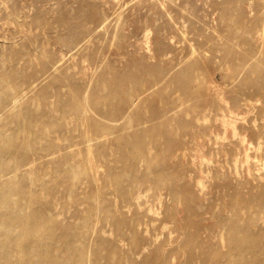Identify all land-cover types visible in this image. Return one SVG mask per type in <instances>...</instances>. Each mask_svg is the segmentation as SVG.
<instances>
[{
	"label": "bare ground",
	"instance_id": "obj_1",
	"mask_svg": "<svg viewBox=\"0 0 264 264\" xmlns=\"http://www.w3.org/2000/svg\"><path fill=\"white\" fill-rule=\"evenodd\" d=\"M142 1L138 0L140 3H145ZM153 1L148 2L153 3L154 6L156 3ZM253 1L255 0L251 2ZM92 3L96 5L97 2ZM108 4L111 5V3ZM1 5L4 8L8 7L6 2ZM98 5L95 8L101 4ZM112 7L115 8V6ZM121 11L123 12L122 9ZM1 14L3 15V12ZM19 14L17 13V16ZM80 14L83 15V13L76 15ZM123 14L118 11L114 12L113 28L109 27L106 31L109 47L119 48V51L123 50L119 52L121 59L110 57V50H107L109 47L106 48L108 53L98 47L97 50L94 46L93 50L96 52L91 54L93 45L90 47L91 50L86 52L87 45L77 46L76 40L73 46L75 48L77 46L76 49L79 52L82 51V54L78 53L83 59L80 57L82 59L80 68L79 70L76 68L78 71L73 72L74 74L70 73V70L75 69L74 67L66 68L64 61L65 67H61V64L52 61V58L50 61L45 62L44 60V63H41L43 65L41 70L32 72L30 76H24L27 73L13 66L20 61L23 64L25 58L21 51L12 50L16 47L11 49L10 55L5 56V60L0 58V264H264V243L259 244L261 238H258L262 232L259 229L258 233L251 229L252 227L250 228L247 222H242L243 216L238 213L246 203L253 205L256 202L252 216L246 218L248 221L254 220L264 210L262 209L264 194L259 199H254L250 195L245 196L242 202L244 205L242 207L235 205L232 209V213H236L234 216L223 214L219 217L217 220L219 224H217L222 226V233L219 235L220 238H211L213 235L211 236L210 227L207 223L206 225L202 223L201 217L202 210L206 208L201 201L207 197L203 200L200 198L201 194L206 191H203V187L212 171L211 164L198 166V175L195 180L194 175L191 177L185 166L180 164V159L184 156L179 151L182 145L185 146L191 142L193 145L191 156L194 152L198 157L203 148H208L209 145H216L208 150L211 155L217 154L219 151L217 148L222 146L219 139L224 140L227 137H225V132L220 135L215 133V122L220 120L224 124L233 123L238 119L236 117L239 116V109L243 110L248 102L247 98L243 97L247 89L264 96V62H262L264 60L261 61L257 51L255 52L256 49L251 50L259 44L260 36L253 34L251 30L242 32L237 28L234 29L235 23L234 25L230 23V31L224 35V41L222 40L223 43L219 47L229 50L230 55L228 54L227 60L230 65L226 64L225 71H230L229 79L233 81L228 83L225 89L219 91L220 88L217 90L214 88L215 85L211 86L214 83L211 81L209 86L204 87V83L200 81L201 72L197 71L196 64L191 62L194 56L197 60H204V50L203 54L194 50L193 57L190 52L183 58H176L166 53L165 46L168 43L165 44V41L158 43L154 38L157 42V52L148 54H155L148 58L156 59L157 64L149 68L145 67L144 59L146 58L143 53V57L132 56L141 42L133 46L131 37L124 35L126 34L124 25L127 19L123 18L125 17ZM97 16L91 12L85 17L93 21L101 15ZM181 16L183 17L182 14ZM27 17L25 21L28 20ZM161 17L166 19L164 16ZM19 18L23 19L24 24L25 17L22 18L20 15ZM133 21L130 20L131 23ZM163 22L162 20V25H164ZM67 23L69 26V22ZM164 23L168 24L167 21ZM86 24H88L87 20ZM146 25L152 26V22ZM157 26L159 27L158 23L155 28ZM72 27L75 29L76 26ZM101 27L103 29L106 26L104 24ZM101 27H99L100 31ZM161 27L160 29H163ZM30 28H32L31 25L28 29ZM76 28L79 29V27ZM78 29H76L77 32ZM166 29L170 31V28ZM82 31L84 32L83 28ZM82 31L79 34H83ZM88 31L91 33L94 30L89 29ZM100 31L98 35L103 34L102 32L99 34ZM144 32L148 34L147 30ZM4 34L5 32L2 35L6 38H3L7 39ZM60 34L59 36H62V33ZM73 34L72 32L71 35ZM76 35L79 42L78 33ZM211 35L207 36L206 44L210 51L219 48L213 44L215 36ZM19 37L22 38L21 35L16 36L17 41ZM184 38L187 39L185 36ZM62 39L64 41V38ZM232 39H238V42L234 43ZM10 40H8L9 48L15 45V41ZM65 43L63 45H67ZM243 43L246 47H250L246 52L244 51V54L240 49V44ZM148 45L145 48L146 52L151 50ZM155 45L152 44L154 47ZM129 47H133L134 51L129 52ZM142 48L144 47H140L138 52H141ZM262 52L264 51H261V54ZM7 53L2 52L0 57ZM110 53L115 54V51H110ZM130 53H132L131 57L127 58ZM74 55L77 56V54ZM125 55L127 57L123 59ZM223 56L225 59L226 55L223 54ZM72 57H74L73 54ZM27 67H30V64ZM120 68L123 70H119ZM56 71L57 75H55ZM144 71L152 80L148 87L146 86L147 81L142 80L148 78L147 76L142 78L141 74ZM251 74H255V77ZM48 86L53 87L52 95L55 100H50L47 92ZM246 93L248 94V91ZM156 98L157 102L154 104L152 100ZM225 100L229 102L225 104ZM249 102L251 104V101ZM222 113L226 115L221 116ZM231 137L240 140L244 136L242 137L240 128L236 126ZM60 140L63 141V145L59 146V142L62 143ZM260 145L261 143L258 147ZM213 149L214 152L211 151ZM217 171L218 169L214 170L215 175H219ZM192 178L193 181H191ZM178 194L188 199L183 207L187 213L185 216L189 219L184 217L178 225L167 227L165 224L174 218L176 212L174 213L173 208L165 202L168 199H175L179 196ZM191 215L199 219L197 222L194 221L196 223L195 232L187 230L191 228ZM260 215L259 219L264 222V216ZM212 216L214 217V214ZM217 217L214 219H218ZM153 223L160 224V231L149 232L148 226H153V229L156 227ZM99 224H105L109 228L108 235L99 229ZM173 233L176 235L175 238H172ZM174 242H177L176 246L170 249V245ZM179 250L183 252L180 256H178ZM150 253H155L156 256L152 257ZM176 259L180 260L176 262Z\"/></svg>",
	"mask_w": 264,
	"mask_h": 264
},
{
	"label": "rangeland",
	"instance_id": "obj_2",
	"mask_svg": "<svg viewBox=\"0 0 264 264\" xmlns=\"http://www.w3.org/2000/svg\"><path fill=\"white\" fill-rule=\"evenodd\" d=\"M1 1H0V4L5 3V2H6V4L8 3V7L4 8V6L3 7H2V5L0 6V37H1L0 40L3 42V43H1V41H0V50H2V52H5V53L8 52V53L6 55H3L4 57L1 56L0 58H3L5 60V56L10 55L12 48H15V47L18 48L17 50H15L16 48L12 49V50L13 51H21L25 57L24 58L25 61L23 60V64L21 63L22 61H20V62H18V64H14L13 66L18 68V70L20 69V71H22V72L24 71V73H27L24 76H26V75L30 76V74L32 72L41 70L42 66H43L42 64L44 63V60H45V62H47V60L50 61V60H52V58H53L52 61H55L59 65L61 64L60 65L61 67L62 66L63 67L66 66V68L67 67L69 68V66H70V68L74 67L75 69H73V71L70 70V73L71 74L76 73L80 68V60L82 61V59H83L81 57L82 55H80V54H82L81 53L82 51L80 50V52H79V50L76 49V48H78L77 47L78 45L80 46V44H81V46L87 45L86 52H88V50L90 51L92 48V50L90 51L91 54L93 52H96V50H93L94 46H95L96 47L95 49L98 50V48H101V50L103 52H105L107 50L108 51L110 50L111 52L115 51V54L110 53V51H109L110 57H112V58L116 57L117 59H121L119 57V52H123V50L120 49V51H119V48L109 47V43H107V40H106L108 38L107 37L108 35L106 32L107 29L109 30V27H110V29H112L113 24L115 23L114 12H116V11L121 12L122 14L125 12V14H123V15H125V17L123 16V18L127 19L125 21L127 26L124 25V30L126 32V34L124 33V35L131 37L130 40L131 41L133 40L132 41V44H134L133 46H135L136 43L138 44V42L142 43L143 46L141 45V43L138 44V47H137L138 50L140 47H144V48L140 49L141 52L140 51L138 52V50H136L135 53H133V54L130 53V55L128 57H127V55H125V58H123V59H126V57L130 58L131 54H132V56L135 55L136 56V57L134 56L135 58H139V56L143 57L142 55L144 54V57L146 58V59H144V61H146V62H144V66L146 65L145 67L149 68V67H152L153 65H156L157 64L156 59L153 58L154 59L153 60L152 57L148 58V56H153V55L155 56V54H153V55H148V54H150L152 52L153 53L157 52V44H156L157 42L156 41H158V43L164 42V41H165L164 42L165 44L168 43L167 44L168 47L165 46L167 49V50H165L166 53H169V54L173 55L174 57L176 56V58H181V57L183 58L186 55H188V53H190V52H191V57H193L192 53L195 54V51L200 53L204 50L206 52L205 53L203 51L204 54L202 52L203 56L205 57L204 60H197L195 58V56L193 58H191V62H193V64H196L195 65L197 67L196 70L201 72V75L203 74L202 76L200 75V81L204 83V87L209 86L211 84L209 82L211 81V82H214L213 85L211 84V86L215 85L214 88H216L217 90H218V88H220L219 91H222L223 89H225L224 87L226 85H229L228 83L233 81V80L229 79V72L230 71L229 70H227L228 72L225 71L226 64L230 65V62H228V60H227V57L230 55L228 52L229 50H227V49L223 50V48L219 47L220 45H222V43L224 41V38H223L224 35H226L230 31L229 30L230 29V23L233 25L235 23L234 29L237 28L238 30H241L242 32L243 31L246 32L248 30L249 31L251 30L252 32H254L253 34H257L258 36H260L258 42L261 46L258 47L259 44H257V47L252 48L251 50L256 49L255 52L257 51V54L260 57L261 61L264 60V52H262V54H261V51H264V44H262V43H264V40H262V39H264V0H257L258 2L256 0L253 2H251L252 0H229V1L228 0H177V2H176V0H155V1L151 0V2L153 1L154 3H156V4H154V6L152 5L153 3L148 2L150 0H143L142 1V2H145L146 4L140 3V2H138V0H131V1L130 0H122V1L121 0H118V1L117 0H109V1L107 0V3H106V0L105 1L104 0L103 1L102 0H100V1L99 0H97V1L96 0H90V1L85 0L87 3L84 2V0H58V1L57 0H53V1L52 0H15V2H13V3H12L13 0H6V1L3 0L4 2H1ZM48 1H50L51 3H49ZM80 1H81V4H80ZM171 1H173V3ZM248 1H250L251 3ZM92 2H95V3L97 2L99 5L100 4L101 5L99 6L97 3H96V5H94V3H92ZM122 2L124 5L122 4ZM124 2L126 3V5ZM137 2H138V5H137ZM165 2H167V3H165ZM108 3H111V5ZM118 3L119 4L121 3L122 5L118 6L119 5ZM53 4H56V6L55 5L53 6ZM82 4H84V6ZM87 4H88V6H87ZM102 4L105 6H103ZM106 4H108L107 7H106ZM9 5L10 6L12 5L11 6L12 8H10ZM97 5L100 7L101 10L99 9V7L95 8V6H97ZM112 6H115V8ZM116 6H117L118 10H115V9H117ZM124 6H125V8H124ZM162 6H163V9H162ZM52 7L53 8L56 7V9L54 8L55 10H53ZM89 7H92V8L90 9ZM150 7H152L151 9H153V10H151ZM13 8H14V10H13ZM97 8H98V10H96ZM164 8L166 11L164 10ZM103 9H104V11H102ZM121 9L123 10V12L121 11ZM4 10H6V11H4ZM10 10H11V12H13V11L14 12L11 13ZM1 11L3 12V15L1 14L2 13ZM169 11H171V13ZM91 12L97 14L98 16L101 15L97 19L98 21L97 20L91 21L89 18L88 19L86 18L89 13L91 14ZM128 12H129V14H128ZM173 12H174V14H172ZM176 12H177V14H176ZM178 12H179V14H178ZM17 13H20L19 16H17ZM53 13L56 16H54ZM73 13L74 14L75 13L76 14L77 13L78 14L83 13V15L80 14L81 15L80 16V15L75 14L76 15L75 16ZM133 13H134V15H133ZM135 13L137 15H140V16L138 17L137 15H135ZM167 13H169L168 15L170 17L167 15ZM180 13L183 15V17L181 16ZM219 13H220V15H219ZM65 14H67L68 16ZM148 14H149V16H148ZM20 15L22 16V18L25 17V19H24L25 25L22 22L23 19L21 20L19 18ZM63 15L65 16V17H63L64 19L61 17ZM106 15H107V18H106ZM109 15H110V17H109ZM128 15H129L130 19H129V17H127ZM171 15H173V17ZM37 16H38V18H37ZM145 16L148 18L145 19L146 18ZM161 16H164V18H166V19H163ZM221 16H224V17H221ZM26 17L28 19L27 21H25ZM74 17H75V19L72 20V18H74ZM140 17H143V18L141 19ZM153 17H155V18L152 19ZM190 17H192L194 21ZM6 18H7V20H6ZM33 18H35V19H33ZM60 18H62V19H60ZM68 18H69V20H67ZM139 18H140L141 22H140ZM179 18L181 21L179 20ZM222 18H225V19L223 20ZM247 19H248V21H247ZM55 20H57V21H55ZM76 20L78 22V25H77V22H75ZM86 20L88 21V24H86ZM101 20L104 23H102ZM130 20H131V22L134 20L133 23H131ZM154 20H156V21H154ZM162 20L164 22L167 21L168 26L165 25L166 23H164V22H163L164 25H162L161 24ZM237 20H239V21H237ZM59 21H61V23ZM62 21H64V22H62ZM82 21L84 22L83 23L84 25L82 24ZM112 21H114V22H112ZM244 21L247 24H245ZM27 22H28L29 26L30 25L32 26V28L28 29L29 26H27L28 25ZM66 22H69V26H68V23L66 24ZM94 22H96V23H94ZM134 22H136V23H134ZM151 22H152V26L151 25H146L147 27L145 26V24H151ZM173 22H175V24ZM251 22H252V24H251ZM4 23L5 24L8 23V24L4 25ZM36 23H38V24H36ZM70 23H72V24H70ZM92 23H93V25H91ZM157 23H158L159 27L157 26V28H155ZM242 23H244V24H242ZM34 24H36V25L33 26ZM56 24H58V25L56 26ZM94 24L97 28L94 26ZM97 24L99 26H97ZM104 24L106 27L108 24L109 25L107 28L103 27V29H102L101 26H103ZM132 24H133V26H132ZM22 25H23V27H22ZM128 25H129V27H128ZM161 25H162V27H161ZM238 25L242 28L238 27ZM2 26L3 27L5 26V27L3 28ZM72 26L79 27V29L76 27L74 29V27H72ZM153 26H154V28H153ZM187 26H188V28H187ZM217 26H220V27L217 28ZM10 27H13V28L11 29ZM71 27L74 30L71 29ZM99 27H101L100 28L101 31L99 30ZM134 27L139 29V30L135 29ZM160 27L163 29H160ZM254 27H255V29H254ZM2 28H3V30H2ZM5 28H6V31H5ZM64 28L65 29L67 28V29L65 30ZM82 28H83L84 32L82 31ZM158 28H159L160 32L157 31ZM166 28H170V31H169V29L167 30ZM171 28L173 29V31H171L172 30ZM13 29L16 31L14 32ZM76 29H78V32ZM89 29H90V31H92V30H94V31L90 33L88 31ZM149 29L151 32L149 31ZM7 30H9V31L7 32ZM24 30H25V32H24ZM146 30H147L148 34H146L145 32L143 33V31H146ZM161 30H163L162 31L163 33L161 32ZM213 30H214V32H213ZM215 30L217 32H215ZM257 30L259 32H257ZM1 31H3V32H1ZM21 31H23V33ZM80 31H82L83 34H79ZM95 31H96V33H95ZM99 31H100L99 34H101V32L103 34L98 35L97 33ZM133 31H134V33H133ZM138 31H139V33H138ZM180 31L183 34L180 33ZM209 31L211 33H209ZM4 32H5V34H6V32L8 33V34H6L7 39L9 41H11L10 39L14 40L15 45H17L18 47L15 45H13V47H11V48L8 47L9 46L8 43L10 44V42L7 39H5L6 38L5 36L2 35ZM11 32H14V33L11 34ZM28 32H32V33H28ZM68 32H69V34H68ZM72 32L74 33L73 35H71ZM156 32H157V34H156ZM218 32H220L222 34V37H221V34H219ZM224 32H225V34H223ZM24 33H25V35H24ZM60 33H62V36H59V35H61ZM77 33H78V37H79V42H78V38L76 35ZM104 33H105V35H104ZM131 33L134 36V38L131 35ZM142 33H143V35H142ZM212 33H215L216 35H214ZM64 34H68V35H64ZM184 34H186V35H184ZM18 35L22 36V38L21 37L18 38L19 41H17V39H16V36L18 37ZM92 35H94L95 37ZM137 35H139V36H137ZM146 35L148 38L146 37ZM162 35L165 36V38ZM182 35H183V37H182ZM209 35L215 36L213 44L215 46L219 47L218 49H215V50L213 49L211 51L208 50L210 48L206 44H207V39H208ZM88 36L89 37L91 36L90 37L91 40L89 39ZM104 36L106 38H102ZM159 36H162V38H159ZM184 36L187 39H185ZM3 37H5V38H3ZM140 37H142V39H140ZM62 38H64V41ZM81 38H84L85 40L81 39ZM138 38L141 41H139ZM154 38H156V41ZM170 38H171V40H170ZM23 39H26V40L24 41ZM101 39H103V40H101ZM146 39L147 40L149 39V41H147ZM203 39L206 41V43H205V41H203ZM60 40H61V42H60ZM74 40H76L78 43ZM169 40H170L171 44H170ZM5 41H7V42H5ZM82 41H84V42L82 43ZM91 41L92 42L94 41V43H92ZM103 41H105V42H103ZM145 41H147L148 43ZM166 41H168V42H166ZM232 41L234 43H236V42H238V39H234V40L232 39ZM63 42L64 43L66 42L65 44H67V45H63L64 44ZM75 42L77 45L76 48L73 46V44H75ZM87 42H88V44H87ZM100 42H102V43H100ZM144 42L149 44L148 48L150 47L149 49H151L149 52H146L145 48H147V46H146L147 44H145ZM218 42H220V43L218 44ZM21 43H22L23 47L21 46ZM106 43H107V46H106ZM152 44L153 45L156 44L155 45L156 49L154 46H152ZM3 45H4V47H3ZM92 45H93V47H91ZM139 45H141V46H139ZM52 46H53V48H52ZM65 46H67V47H65ZM151 46L154 47L153 48L154 50L152 49ZM206 46L208 47V49ZM175 47H177L176 50H175ZM248 47L249 46L246 47V44H244V43L240 44L241 53L244 54L247 51V49L250 48V47L249 48ZM103 48H104V50H103ZM106 48H108V49L106 50ZM132 48L129 47V50H130L129 52L134 51ZM74 49H75V51H74ZM144 49H145V51H143ZM172 50H174L175 52H173ZM108 51L105 53H108ZM147 51H148V49H147ZM167 51H169V52H167ZM170 51H171V53H170ZM207 51H208V53H207ZM2 52L0 51V55L2 54ZM90 52H89V54H90ZM116 52H117V54H116ZM136 53L139 55H137ZM225 53H227V54H225ZM72 54L74 57H72ZM74 54H77V56H75ZM206 54H208L210 56H208ZM223 54L226 55L225 59L223 58L224 57ZM259 54H261L262 56ZM112 55H115V56H112ZM212 55H214V56L212 57ZM206 56H208V57H206ZM214 57H216V58H214ZM54 58H56V59H54ZM42 59H43V62H42ZM149 59L153 62H151ZM6 60L8 61V58H6ZM59 60L61 63L59 62ZM130 60H132V59H130ZM63 61H64V63H66V65L63 63ZM74 61L76 62L75 64H74ZM71 62H73V64ZM262 62H264V61H262ZM29 64H30V67H27V65L29 66ZM148 64H149V66H148ZM24 65H26V66H24ZM231 68H234V67H231ZM198 69H200L201 71ZM25 70L28 72H26ZM119 70H123V69L120 68ZM56 72H53V73L55 74ZM57 74H58V72L55 75H57ZM141 75H142V78H146V76H147L145 71L142 72ZM251 76L255 77V74H251ZM75 77H76V75H75ZM146 79H142V80H143V82L147 81L148 84L146 86L148 87V85H151L152 80H151V77H148ZM226 79H227V82H226ZM217 84L222 85L223 87L222 86L220 87ZM47 90L46 91L50 95V100H55L54 96L52 95L53 87L48 86ZM247 91H248V94L246 93ZM249 93H251L252 95ZM243 97L247 98L248 102H247V105L244 106L243 110L239 109V116L236 117L238 119H236L233 123H225L224 124L220 120L215 122V126H214L215 133H217V134L219 133V135H220V134L225 132L226 133L225 137H227V139H224V140L219 139V142L221 143L220 145H222V146L219 149L217 148V151L219 150L217 154H215V153L213 155L210 154L208 149L216 147V145L215 146L209 145L208 148H203L202 152L198 155V157L196 156V154L194 152H192V156H191V151L193 150V145L191 144V142H188L185 146L182 145L181 149L179 150L181 153H183V156H184L180 159V164H183L185 166V168L189 171V174H191V177H192V175L195 176V177L193 176V178L195 180L197 179L196 175H198L197 174V167L202 166V165L207 164V163L211 164L212 171H210V174L208 175V177L206 178V180L204 182L205 188L203 187V191L204 190H206V191H204V193H202L201 194L202 196L200 197L202 200L207 197L206 199L201 201V203H203L206 206V208L203 209L201 212V214H202L201 217L203 220L202 223H204V224L207 223V226L210 227L211 236L213 235L211 238H220L219 235L222 233V226L218 225L219 221H217V220H219V217H222L223 214H225L224 216H230L231 214H233L232 216H234L236 213L235 214H234V212L232 213V209L234 208L235 205L242 207L244 205L242 202L244 201L245 196L250 195L251 197L253 196L254 199H256V198L259 199L260 196L262 194H264V96H261L260 94L258 95V93L256 94V92L254 93L253 91H251V89H247L245 91ZM249 97H251V98H249ZM152 101L154 102V104H156L157 98L152 100ZM225 101H224L225 104H227L229 102V100H225ZM249 101H251V104ZM224 115H226V113L221 114V116H224ZM236 126H238L240 128V131L242 133V137L244 136L243 139L239 140L238 138L231 137V133L233 132V130ZM74 133H76V132H74ZM61 142L62 143L59 142V144H58L59 146H60V144L63 145V141H61ZM56 143H58V141ZM260 143H261V145L258 147V144H260ZM211 151L214 152V149ZM208 159H209V161H208ZM191 168H193V170H191ZM216 169H218L217 172L219 175H215L214 170H216ZM193 178L191 179V181L194 180ZM222 185H224V186H222ZM209 192L211 194H209ZM150 193L152 194V192H150ZM179 196L176 197L175 199L174 198L170 199V200L168 199V201L166 200V202H165L166 205L173 208L174 213L176 212L175 213L176 215L174 214V218L171 219L170 222L165 224V225H167V227H169V226L173 227L175 225H178L179 222H181L184 217L188 218V216H185L187 213L184 211V207H183L186 204V201L188 199L185 198L186 196H183V197H181V195H179ZM167 202L170 204H168ZM255 203L253 204L254 206L252 204L246 203L243 206V208L239 210L238 213H240L243 216L242 222H247L248 226L250 228L252 227L251 229H253L254 231H257L258 233H259V229H260V232H262L259 234V237H258V238H261L259 240V244H260V242L264 243V235H261V234H264V228H262V227H264V222H261V220L259 218L261 217L260 214H262V216H264V210H262L261 213L259 215H257V217L254 220L248 221V219H246L249 216H252V213L254 212V210L256 208ZM219 205H223V206L219 207ZM174 206H175V208H174ZM247 206H249V208ZM262 209H264V207H262ZM212 212H214V213H212ZM218 213H219V215H218ZM248 213H249V215H248ZM213 214H214V217L212 216ZM217 215H218V217H217ZM205 216H208V217H205ZM215 217H217L218 219H214ZM197 220H199L197 218V216L191 215V228H187L188 231L195 232L196 223H194V221L197 222ZM70 221H71V219H70ZM174 222H175V224H174ZM153 224H155V223H153ZM215 224H217L218 227L215 226ZM147 225H149V224H147ZM155 225H156V227L154 229H153V226L152 227L148 226L149 227L148 230L150 233H152L154 231L155 232L160 231V229H161V227L159 226L160 224L157 223ZM98 227L101 231H103V232L105 231L104 233H106V234L108 233L109 228L105 224L104 225L99 224ZM216 230H218V232ZM175 233H173L172 238H175V236H176ZM176 244H177V242H174L173 244H171L170 249L172 247H175ZM223 250H225V248H223ZM182 253H183L182 250H179L178 256H180ZM150 255L152 257L156 256L155 253H150ZM179 260L180 259H176V262H178Z\"/></svg>",
	"mask_w": 264,
	"mask_h": 264
}]
</instances>
